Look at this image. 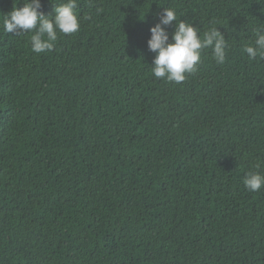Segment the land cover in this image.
Instances as JSON below:
<instances>
[{
    "label": "trees",
    "instance_id": "obj_1",
    "mask_svg": "<svg viewBox=\"0 0 264 264\" xmlns=\"http://www.w3.org/2000/svg\"><path fill=\"white\" fill-rule=\"evenodd\" d=\"M77 5L80 30L37 55L3 31L23 0H0V264H264V188L242 182L264 173V59L243 51L264 0ZM163 8L217 27L225 62L155 78Z\"/></svg>",
    "mask_w": 264,
    "mask_h": 264
},
{
    "label": "clouds",
    "instance_id": "obj_2",
    "mask_svg": "<svg viewBox=\"0 0 264 264\" xmlns=\"http://www.w3.org/2000/svg\"><path fill=\"white\" fill-rule=\"evenodd\" d=\"M77 0H65L56 5L53 14L40 11L41 0H23L22 7H14L3 19V31L12 35L30 34L31 51L35 54L52 52L56 47L58 34L71 35L80 30V19L76 12ZM97 13L102 9H97ZM158 22L149 28L148 50L154 53L151 70L157 79L181 84L186 74L193 73L201 63L202 51L211 49L217 64H223L227 56V40L217 27H211L201 37L199 30L191 23L177 19L174 9L163 8L157 14ZM86 18H90L86 17ZM174 31L169 42L167 26L173 24ZM254 44L246 45L243 51L248 59H264V27L255 30ZM257 169L260 164L255 166ZM243 184L249 192L264 188V173L251 171L244 175Z\"/></svg>",
    "mask_w": 264,
    "mask_h": 264
}]
</instances>
